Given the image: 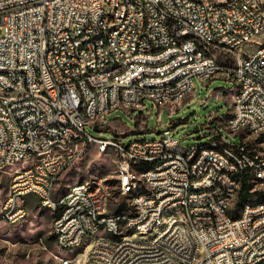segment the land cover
Instances as JSON below:
<instances>
[{
	"label": "built area",
	"instance_id": "obj_1",
	"mask_svg": "<svg viewBox=\"0 0 264 264\" xmlns=\"http://www.w3.org/2000/svg\"><path fill=\"white\" fill-rule=\"evenodd\" d=\"M107 4H114L112 19H104ZM262 6L264 0H0V68H6L0 75V170L20 164L0 219L18 221L33 195L58 207L59 244L74 251L88 243L87 264H180L171 257L158 262V254L167 255L168 240L138 244V253H131L126 238L93 237V228L117 232L123 225L108 220L101 177L76 186L68 208L48 200V192L91 146L99 150L114 140L130 224L150 232L161 216L179 215L204 237L200 264H264V205L251 209L245 220L236 218L243 175L264 182V171H257L264 154L248 148L264 133V51L250 54L264 27ZM187 32L196 33L194 43H183ZM113 34H120V42H113ZM81 37H89L90 45L79 47ZM197 44H204V51H197ZM117 54H124L126 68L105 72V63L117 61ZM213 63H237L235 84L226 89L233 93L226 125L245 136L231 144L220 131L214 140L225 143L227 154L200 150V144L184 147L171 129L159 140L129 144L88 131L108 129V114L120 106L141 108L149 99L174 108L195 90L196 79L220 77L222 70H213ZM88 64H95V71H88ZM176 74H183V81H176ZM164 77H174V84H164ZM85 78H93L96 88L87 89ZM236 86H243V94H236ZM79 88L87 89V104L78 101ZM12 102H22V109L12 110ZM83 112L94 114V122L85 121ZM40 113L57 120V128L47 129ZM50 142H60V149H50ZM148 160H159V167L138 170V163ZM129 185L145 186L149 195L130 201ZM229 190L238 195L234 217H227ZM134 203H141V213H133ZM19 204H26V211H19ZM86 213H93V220H86ZM170 239L184 246L177 223ZM93 245H101V254L88 260Z\"/></svg>",
	"mask_w": 264,
	"mask_h": 264
},
{
	"label": "rangeland",
	"instance_id": "obj_2",
	"mask_svg": "<svg viewBox=\"0 0 264 264\" xmlns=\"http://www.w3.org/2000/svg\"><path fill=\"white\" fill-rule=\"evenodd\" d=\"M256 45H251L250 53ZM233 84L234 80L224 76L205 83L196 79L195 90L182 102L175 104L174 108L154 104L147 99L141 108L121 106L109 113L106 120L108 129L88 127V131L99 138L119 137L129 144L135 140H159L164 130L171 129L184 147L219 139L217 137L221 131L229 143L240 144L245 135L232 133L226 125L233 99V93L226 89ZM213 113L218 117L211 119ZM248 148H256L264 154V133L255 136L248 143ZM19 165L0 170V207L8 192L12 173ZM116 175L114 149L109 147L103 152L93 145L81 160L61 176L56 195L64 194L73 183L105 178L111 189L109 212L119 213L129 207L122 202ZM251 189L264 191V182L251 181ZM260 198L263 197L254 194L249 201ZM56 214V207L43 208L32 195L29 197V213L25 220L7 224L0 219V264H63V259L67 258H73L72 264H83L88 243L74 251L59 246L52 234V221ZM148 238V235L142 237Z\"/></svg>",
	"mask_w": 264,
	"mask_h": 264
},
{
	"label": "bare ground",
	"instance_id": "obj_3",
	"mask_svg": "<svg viewBox=\"0 0 264 264\" xmlns=\"http://www.w3.org/2000/svg\"><path fill=\"white\" fill-rule=\"evenodd\" d=\"M208 3H215V0H208ZM262 13H264V6H262ZM114 14V4H107L104 12V19H112ZM196 41L195 32H187L186 36H183V43H194ZM113 42H120V34H113ZM256 47L250 54L260 55L264 51V27L259 28L258 38L256 39ZM90 45L89 37H81L79 39V47H86ZM197 51H204V44H197ZM126 68V61H124V54H117V61H109L105 63V72H117L120 69ZM213 70L220 71V76L227 77L234 80L235 75L232 73L237 72V63H213ZM88 71H95V64H88ZM0 75H6V68H0ZM176 81H183V74H176ZM164 84H174V77H164ZM85 87L87 89L96 88V81L93 78H85ZM86 88H79L78 101L80 104L88 103V92ZM236 94H243V86H236ZM121 107V106H120ZM129 107V106H125ZM22 109V102H12V110ZM83 119L87 122H94V114L91 112H83ZM40 122L47 123V129L57 128V120H49L47 113H40ZM109 147L117 149V142L114 140H107L104 148H100L105 152ZM50 149H60V142H50ZM200 150L204 151H216L220 154H227V146L225 143L213 140L207 143L200 144ZM117 175L116 181L120 194H124L125 179L121 177V164L116 161ZM159 167V160L141 161L138 163V170H152ZM257 171H264V161L257 163ZM87 181L77 182L70 185L69 189L59 197L55 195L57 186H53V192H48V200L60 202L61 208H68L74 201V194L76 186H84ZM101 183L106 189L104 210L108 213V220L111 222L121 221L123 225H120V230L116 232L115 228L100 227L93 228V237L116 239V241H126L129 243V250L131 253H138V244L142 246H152L156 241H167L165 245L166 254H158L159 263H169V257L175 262L180 264H200L204 257V237H198L195 234V228L191 220L179 218V215L161 216V222L154 224L150 232L148 230L137 229L136 224H130L129 220L132 219V209L130 206L127 210H123L119 213H110L108 203L111 198V189L105 178H101ZM140 195H149V188L145 186H128V200L137 201ZM238 201V195L236 190H229V199L227 201V217H234V210ZM44 207L54 208L53 204L39 201ZM264 205V198H260L254 201H247L236 210V218L238 220H245L250 214L251 209H259ZM58 208V207H56ZM19 211H26V204H19ZM28 213V210H27ZM27 213H22L18 217V221L13 224H17L24 220ZM133 213H141V203H134ZM4 217V210H0V218ZM86 220H93V213H86ZM174 223H177L178 235H183L184 246L179 244L176 239L173 238ZM57 227V216L55 217L52 225V234L54 235L59 246L70 250V247H64V244H59L60 238H63V231H55ZM105 231V233H102ZM148 235V239H142L143 236ZM86 243H81L80 247ZM88 247V246H87ZM88 250V248H87ZM190 252V253H189ZM101 254V245H93L88 253V260H95L98 255ZM73 260L69 262L72 264ZM63 264H66V260L63 259ZM83 264H87V259Z\"/></svg>",
	"mask_w": 264,
	"mask_h": 264
},
{
	"label": "trees",
	"instance_id": "obj_4",
	"mask_svg": "<svg viewBox=\"0 0 264 264\" xmlns=\"http://www.w3.org/2000/svg\"><path fill=\"white\" fill-rule=\"evenodd\" d=\"M217 138H219V136ZM254 194H259L260 196H262L264 198V191H262V190H256V191H253V192L251 191L250 178L248 177V175L244 174L243 175V185H242V189H241L240 195H239V202L237 201L238 202V207L242 206L244 203L249 201V199Z\"/></svg>",
	"mask_w": 264,
	"mask_h": 264
},
{
	"label": "crops",
	"instance_id": "obj_5",
	"mask_svg": "<svg viewBox=\"0 0 264 264\" xmlns=\"http://www.w3.org/2000/svg\"><path fill=\"white\" fill-rule=\"evenodd\" d=\"M55 195H56V192H55ZM31 196H32V195H31ZM56 196H57V195H56ZM29 197H30V196H29ZM57 197H59V196H57ZM38 203H39V205H40L41 207H43V208H48V207H44V206H42V205L40 204L39 201H38ZM27 210H28V213H29V206L27 207ZM28 213H27V216H28ZM57 214H58V208H57ZM57 214H56V216H57ZM27 216H26V217H27ZM56 216H55V217H56ZM55 217H54V219H55ZM25 219H26V218H25ZM25 219H24V220H25ZM54 219H53V221H54ZM53 221H52V225H53Z\"/></svg>",
	"mask_w": 264,
	"mask_h": 264
}]
</instances>
